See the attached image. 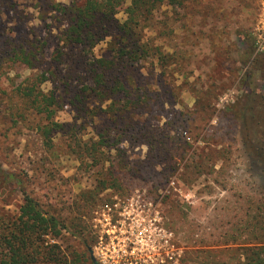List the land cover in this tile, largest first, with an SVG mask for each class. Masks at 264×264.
Wrapping results in <instances>:
<instances>
[{"label":"rangeland","instance_id":"374dc122","mask_svg":"<svg viewBox=\"0 0 264 264\" xmlns=\"http://www.w3.org/2000/svg\"><path fill=\"white\" fill-rule=\"evenodd\" d=\"M38 3L0 0V165L14 174L0 187V213L17 216L28 194L64 226L59 236L46 235L49 242L80 252L87 249L86 234L77 227L87 217V195L100 169H113L128 190L146 187L154 194L173 179L176 191L163 197L162 206L181 249L174 264H244L254 224L264 219V164L245 146L264 145V101L255 106L264 93V49H256L259 0H188L185 7H161L144 34L168 59L148 57L129 75L146 91L130 116L135 126L109 124L98 100L89 116L61 103L49 143L39 135L44 119L23 109L17 86L35 81L42 91L57 94L64 77L76 78L81 69L51 58L58 22L51 13L41 14ZM38 43L42 49L30 65L14 56L21 45ZM105 48L100 43L94 52ZM243 103L253 106L252 115ZM101 134L109 139L103 147L122 149L100 148ZM73 264H91L88 251L87 259Z\"/></svg>","mask_w":264,"mask_h":264},{"label":"trees","instance_id":"16d2710c","mask_svg":"<svg viewBox=\"0 0 264 264\" xmlns=\"http://www.w3.org/2000/svg\"><path fill=\"white\" fill-rule=\"evenodd\" d=\"M187 1L38 0V11L41 14H53V20L58 22L56 47L51 58L65 64L70 62L71 66L81 69L76 78L65 76L58 82L57 94L42 91L35 81L17 86V94L24 103L23 109L30 110L31 114L44 119V122L38 125L39 135L43 140L47 143L52 141V119L61 103L70 105L81 116H89L97 106L93 101L98 100V109L104 113L109 124L129 129L134 127L135 122L130 116L143 105L146 91L139 89L129 75L148 57L152 60L168 59V54L154 45V38L144 34V28L147 24L150 26L155 12L161 7H185ZM119 12L124 14L122 18L116 17ZM100 43L105 44L106 48L101 54H95L94 48ZM39 44H33L31 48L21 45L22 48L16 51L14 56L30 65L32 60L38 58V50L42 49ZM250 54L251 50L247 51L246 59ZM48 75H54V71L49 70ZM43 80L42 78L39 82ZM248 85L250 86V79ZM252 93V88L247 89V98H250ZM261 101H264V93H260L255 106H261ZM242 107L244 112L249 110L252 115L253 106L243 103ZM243 113L240 123L248 140L250 127L244 120ZM106 136L99 135L100 148L122 149L117 144L103 147V142L109 140L104 139ZM245 146L254 160L264 164V145H252L245 141ZM100 148L96 152L104 154V149ZM98 173L99 181L92 194L87 195L90 208L97 202L98 194L105 189L109 188L121 194L129 191L124 183L119 181L113 169H100ZM13 179L14 174L4 171L0 165V187L10 184ZM83 217L84 223L78 225L77 229L81 236L86 234V239L82 240L87 247L92 244V237L90 232L84 231L87 226L86 217ZM62 228L64 226L58 217L43 210L35 199L24 194L17 216L0 213V264H73L87 259V249L80 252L68 251L61 249L57 243L49 242L50 239L46 235L50 234V238L57 237ZM254 231L248 242L252 244L244 247V264H264V219L254 224Z\"/></svg>","mask_w":264,"mask_h":264},{"label":"built area","instance_id":"2783aa9c","mask_svg":"<svg viewBox=\"0 0 264 264\" xmlns=\"http://www.w3.org/2000/svg\"><path fill=\"white\" fill-rule=\"evenodd\" d=\"M256 49H264V0H259ZM176 191L169 181L157 194L146 187L127 193L105 189L85 218L97 264H174L181 249L165 225L162 199ZM91 262V261H90ZM92 264V263H91Z\"/></svg>","mask_w":264,"mask_h":264},{"label":"water","instance_id":"95a60500","mask_svg":"<svg viewBox=\"0 0 264 264\" xmlns=\"http://www.w3.org/2000/svg\"><path fill=\"white\" fill-rule=\"evenodd\" d=\"M87 250H88V253H89V259H90L91 263L92 264H97V261H96V259L93 256L92 249L89 246H87Z\"/></svg>","mask_w":264,"mask_h":264}]
</instances>
